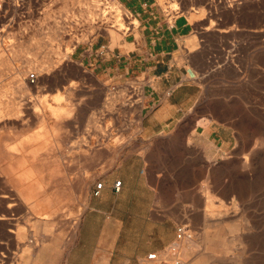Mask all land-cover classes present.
Wrapping results in <instances>:
<instances>
[{
  "label": "rangeland",
  "instance_id": "1",
  "mask_svg": "<svg viewBox=\"0 0 264 264\" xmlns=\"http://www.w3.org/2000/svg\"><path fill=\"white\" fill-rule=\"evenodd\" d=\"M68 2L67 12L63 0H5V9L0 12L1 67L3 89L7 94L4 96L7 103L0 112L3 125L0 135V198L9 203L19 201L20 205L0 209V216L8 217L0 220V235L12 233L11 239H0V264H59L75 230L87 188L86 178L74 170L80 167L79 161L72 158V153L81 150L86 143L84 136L79 139L83 143H61L58 126L40 127L36 129L37 143L30 153L26 150V143L19 146L7 143L11 122L17 119L21 123L26 119L27 95L31 99V110L42 109L41 117L34 118L45 121L44 125L51 120L57 123L76 119L75 92L63 93L57 101L41 90L40 78L55 75L65 66L72 45L107 34L115 43L128 32L129 22L137 23L123 8L119 17L122 28L117 33L104 30L105 24H112L111 15L106 16L110 17V23L99 21L93 26L80 27L74 23L84 17L81 14L86 4L80 0ZM157 4L171 16L177 11L176 15H187L193 24L194 30L182 42L175 61L182 67L184 78L202 88L196 108L202 113L200 123L206 125L216 118L233 125L236 132L234 147L217 163L209 164L198 157L193 159L185 151L186 144H178V151L172 159L173 165L178 164V182H193L195 188L194 192L178 193L180 199L189 201L188 210L180 214V219L190 220L191 226L197 230L195 244L208 245L212 264H264V0H157ZM59 5L62 7H57ZM70 9L72 12L78 9L73 13L77 19ZM54 19L67 25H63L56 39L50 36V28L60 26ZM96 24L103 28L96 27ZM59 47L62 54L57 55L55 50ZM64 48L68 49L67 53L62 52ZM28 49L36 50L33 56ZM46 53L53 57L51 61L55 64L48 73H44L46 67L40 61ZM189 70L198 74L196 78L185 77ZM31 72L37 75L35 84L26 80ZM134 85L136 90L131 94L133 115L140 98L137 84ZM27 86L35 90L34 97L28 94ZM14 94H18V101L10 103ZM123 96L122 90L112 87L105 103L95 108L89 118L93 121L121 119L117 107ZM50 104L59 110L57 115L48 110ZM106 107L112 110H106ZM70 108L68 114L71 116L67 117ZM66 132L72 134L70 129ZM136 132L137 128L132 129V134ZM187 141L189 143L190 139ZM60 154L67 156L62 159ZM60 167L67 168L66 175L59 174Z\"/></svg>",
  "mask_w": 264,
  "mask_h": 264
},
{
  "label": "crops",
  "instance_id": "2",
  "mask_svg": "<svg viewBox=\"0 0 264 264\" xmlns=\"http://www.w3.org/2000/svg\"><path fill=\"white\" fill-rule=\"evenodd\" d=\"M119 2L137 22H129L128 32L120 41L113 43L107 34L81 42L73 47L58 73L39 80L41 90L50 96L75 92L76 119L57 123L51 120L44 125L45 121L34 118L28 95L26 119L19 123L11 118L16 120L11 122L7 143L16 146L26 143L30 153L34 151L38 138L35 132L40 127L58 126L61 143H83L79 139L85 137L86 143L72 153V158L80 165L74 170L86 178V197L59 264H164L161 259L165 247L175 240L177 226L188 221L180 219V214L188 210L189 201L180 199L178 193L195 190L193 182H178V164L173 165L172 161L178 144L185 143V151L193 159L198 157L210 164L220 162L236 143L233 125L216 118L206 125L200 123L202 113L196 108L202 88L184 78L182 67L175 61L182 42L194 30L187 15H176L177 11L171 16L159 7L157 0ZM134 84L142 92L135 115L131 100L136 90ZM112 87L124 94L123 104L117 107L122 118H105L94 123L90 113L105 103ZM28 92L34 97L33 88ZM4 96L7 94L3 89L0 54V112L6 102ZM11 98L10 103L17 102L18 94ZM53 122L56 124L50 125ZM135 128L137 132L132 134ZM66 129L72 134L68 135ZM64 155L60 154V158L65 159ZM59 174L66 175L67 168L60 167ZM117 180L121 181L118 191L114 188ZM99 181L102 188L94 196ZM15 202L11 208L20 206L19 201ZM8 204L0 198V209ZM187 223L193 237L181 242L183 264H212L210 248L193 242L197 230L190 220ZM6 238L11 239L12 233L0 235V239ZM151 253L157 257L149 259Z\"/></svg>",
  "mask_w": 264,
  "mask_h": 264
},
{
  "label": "bare ground",
  "instance_id": "3",
  "mask_svg": "<svg viewBox=\"0 0 264 264\" xmlns=\"http://www.w3.org/2000/svg\"><path fill=\"white\" fill-rule=\"evenodd\" d=\"M57 1H59V0H57ZM80 1H82L84 4H86V7H85V9L84 10H82V12H83V14H81V16L82 15H84V17L83 18H81L82 20H80L79 22H75L74 24H79V26L81 27V26H83V25H88V26H93L92 24H95V23H99V21L100 22H102V23H106V22H109L108 21V19L110 18H107L106 16L107 15H111V17L113 18V20L111 21V19H110V21L112 22V24H110L109 26L108 25H106L105 24V26L106 27H104V30H106L107 32H114V33H117V31H119L122 27V23L120 24V20H119V17H121L120 16V12H122V10H123V5L122 4H120L119 3V1L118 0H80ZM87 1H89V2H87ZM4 2H5V0H4ZM62 2V1H61ZM68 0H63V8H64V10L66 11L67 10V12H68V3L70 4V2H68ZM78 2V1H77ZM75 3V2H74ZM73 3V4H74ZM83 3H82V5H83ZM56 4H58V3H56ZM60 4V3H59ZM62 5H59V6H57V7H62ZM78 5V4H77ZM5 6H6V4L4 3V6L2 7V10L1 11H3V9H5ZM72 6H74V5H72ZM75 7V6H74ZM70 8V7H69ZM110 9V10H107V9ZM61 11H62V9L61 8H59ZM73 9V8H72ZM82 9V8H81ZM78 10V9H77ZM76 10V11H77ZM70 11H71V9H70ZM75 11V12H76ZM64 12V11H63ZM72 12V11H71ZM74 11L72 12V15H74L73 13H75ZM81 12V13H82ZM57 13H59V12H57ZM61 13V12H60ZM77 13V12H76ZM79 13V12H78ZM113 13V14H112ZM67 14V13H66ZM66 14H64V15H66ZM80 14V13H79ZM52 15H54V14H52ZM57 15V14H56ZM67 15H69V13L67 14ZM71 15V14H70ZM61 16V15H60ZM62 16H63V14H62ZM75 16V15H74ZM80 16V15H79ZM49 17V16H48ZM50 18V17H49ZM63 18V17H62ZM68 17H66L65 18V20L67 19ZM72 18V17H71ZM129 18V17H128ZM57 19V18H56ZM59 19V18H58ZM64 19V18H63ZM75 19H77L76 18V16H75ZM55 20V19H54ZM73 20V19H72ZM71 20V21H72ZM97 20V21H96ZM56 21V20H55ZM58 21L59 20H57L56 21V23H58ZM63 21V20H62ZM75 21V20H74ZM118 21H119V23H118ZM73 22V21H72ZM55 23V22H54ZM55 23V24H56ZM67 23V22H66ZM70 23V22H69ZM110 23V22H109ZM135 22H133V24H134ZM60 24V26H54L53 28H50V29H52L51 30V37L53 38V39H56L57 38V36L59 37V33L58 32H60V30L64 27L63 25H65V26H67L66 24H65V22L63 21L62 23L60 22V23H58V25ZM71 24V23H70ZM69 24V25H70ZM77 24V25H78ZM47 25V24H46ZM95 26V25H94ZM96 27H98V28H101L102 26H101V24H96ZM103 28V27H102ZM86 29V28H85ZM40 30H41V28H40ZM84 31V30H83ZM64 32H65V30H64ZM85 32V31H84ZM91 32V31H90ZM80 33H82L81 31L79 32V34ZM92 33V32H91ZM37 34V33H36ZM38 34H40V33H38ZM42 34V33H41ZM47 34V33H46ZM61 36V35H60ZM82 36L84 37V36H86V34H82ZM37 37H40L39 35H37ZM80 37V36H79ZM35 38V37H34ZM78 38V37H77ZM86 38V37H85ZM49 39V38H48ZM40 40V39H39ZM38 40V41H39ZM43 40V39H42ZM37 41V40H36ZM37 41V42H38ZM38 43H36V45H37ZM40 44V43H39ZM46 44V43H45ZM40 45H42V44H40ZM34 46H31V49L33 48ZM36 47V46H35ZM41 47V46H40ZM45 47V46H44ZM55 47H58V46H55ZM68 47H70V46H68ZM73 45L71 46V48H69L70 50H69V52L70 51H72L73 50ZM34 49V48H33ZM36 49V48H35ZM19 50H21V49H19ZM39 50H40V48H39ZM42 50H45L44 48L42 49ZM41 50V51H42ZM60 47H59V49L58 48H56V50H55V54H57V55H59V54H62V53H60ZM61 50H63V49H61ZM67 50L68 49H66V48H64V51H62V52H65V53H67ZM16 51H18L17 49H16ZM16 51H14V52H16ZM22 51V50H21ZM28 51H30L29 49H28ZM36 51V50H35ZM34 51V52H35ZM24 52V51H23ZM30 52H32V56H33V51H30ZM50 52V51H49ZM24 53H26V52H24ZM42 53V52H41ZM52 53V52H51ZM54 53V52H53ZM18 54V53H17ZM27 54V53H26ZM30 54V53H29ZM39 54V53H38ZM44 54V53H43ZM16 55V54H15ZM25 56V55H24ZM36 56H37V54H36ZM41 55H39V57H40ZM44 56V55H43ZM42 57V56H41ZM55 57V56H54ZM58 57V56H57ZM64 57V56H63ZM68 57V56H67ZM27 58V57H26ZM32 58V57H31ZM50 56H48V54L46 53V55L43 57V59L41 60L40 58V61L42 62V64L44 65V67H46L45 68V72L44 73H48V71H50V70H52L53 69V67H55V64L54 63H52V61H51V58H53V57H51L50 59ZM29 61V60H28ZM27 61V62H28ZM31 61V60H30ZM39 61V60H38ZM54 61H57V60H55L54 59ZM25 62H26V60H25ZM40 64V63H39ZM47 65V66H46ZM36 66H38V64L36 65ZM35 66V67H36ZM57 69V68H56ZM44 71V70H43ZM39 72V71H38ZM41 72V71H40ZM43 73V72H42ZM39 74V73H38ZM43 75V74H42ZM185 77H188V78H190V77H194V78H196V74L193 72V70H189V73L187 74V76H185ZM22 83V82H21ZM121 89V88H120ZM133 90V89H132ZM117 91V90H116ZM140 91H141V89H140ZM66 93V92H65ZM112 94L111 95H113V92H111ZM114 93H116V92H114ZM123 93V92H122ZM140 92H138V94H139ZM25 94V93H24ZM142 94V92L140 93V95ZM44 95V94H43ZM55 95V94H54ZM53 95V96H54ZM115 95L116 94H114V98H115ZM139 96V95H138ZM42 97V96H41ZM55 100H59V98H61V95L60 94H56L55 96ZM112 97V96H111ZM116 98H117V96H116ZM111 99H113V98H111ZM125 99V98H124ZM28 100V99H27ZM114 100V99H113ZM117 100V99H116ZM112 101V100H111ZM139 101H141L140 99H139ZM107 102V101H106ZM110 102V101H109ZM108 102V103H109ZM27 103V102H26ZM112 103H114V104H116L115 103V101H113ZM140 103V102H139ZM53 104V103H52ZM57 104H58V102H57ZM123 104V103H122ZM121 104V105H122ZM128 104V103H127ZM41 105V104H40ZM139 105V104H138ZM110 106V105H109ZM113 106V105H112ZM116 106V105H115ZM42 107V106H41ZM49 108H48V110L50 109V111H51V113L52 114H56V112L58 113V111H57V109L55 108V106H53V105H51L50 104V106H48ZM104 107H105V105H104ZM139 107H141V106H139ZM33 108H37L36 106H34ZM58 108V107H57ZM61 108V107H60ZM71 109L72 108H70V110H68L67 111V117H68V115H70L71 116V113H69L68 114V112L69 111H71ZM104 110H105V108H103ZM110 108H107L106 107V110H109ZM112 109H110V111H111ZM1 111V110H0ZM73 111V110H72ZM100 111V110H99ZM110 111H109V113H110ZM33 112H34V116L35 117H37V118H40L41 117V113H42V109H40V108H38V109H33ZM103 112V111H102ZM62 113V112H61ZM100 113H101V111H100ZM105 113H106V111H105ZM51 114V115H52ZM57 115V114H56ZM98 115V114H97ZM102 115V114H101ZM100 115V116H101ZM104 115V114H103ZM107 115V114H106ZM55 116V115H54ZM99 116V115H98ZM2 118V117H1ZM95 118H98L97 116L95 117ZM70 119V118H69ZM94 119V118H93ZM42 120V119H41ZM96 120V119H95ZM94 120V121H95ZM25 122V121H24ZM95 123V122H94ZM98 126V125H97ZM201 133V132H200ZM206 138V137H205ZM207 142H208V140H207ZM208 143H210V142H208ZM209 145V144H208ZM211 145V144H210ZM15 146V145H14ZM212 146V145H211ZM210 147V146H209ZM11 150V149H10ZM8 192V191H7ZM6 194V193H5ZM14 195V194H13ZM7 196V195H6ZM8 196H9V194H8ZM7 196V197H8ZM209 196V195H208ZM208 196H206V198L208 197ZM7 197H6V199H7ZM5 198V197H4ZM208 198H210L211 199V196L210 197H208ZM3 200V199H2ZM207 200H209V199H207ZM16 201V200H15ZM4 202V201H3ZM12 202V201H11ZM16 203V202H15ZM15 203H9L8 204V206L7 207H12L13 205H15ZM208 204H210V203H208ZM208 206V205H207ZM212 205H210V207H211ZM211 211V209L208 211V212H210ZM213 212V211H212ZM211 212V217L213 218V213ZM204 213H206V211H204ZM203 213V214H204ZM206 215H208V214H206ZM206 215H204V216H206ZM73 216V215H72ZM209 216V215H208ZM71 217V216H70ZM8 217L6 216V215H1L0 216V220H6ZM67 218V217H66ZM210 218V217H209ZM205 219V218H204ZM204 219H203V221H204ZM211 219V218H210ZM212 220V219H211ZM214 220H216V219H214ZM213 220V221H214ZM210 221V220H209ZM206 222H208V221H206ZM205 224V223H204ZM208 224V223H207ZM210 224V223H209ZM13 232V231H12ZM196 263H198V262H196Z\"/></svg>",
  "mask_w": 264,
  "mask_h": 264
},
{
  "label": "built area",
  "instance_id": "4",
  "mask_svg": "<svg viewBox=\"0 0 264 264\" xmlns=\"http://www.w3.org/2000/svg\"><path fill=\"white\" fill-rule=\"evenodd\" d=\"M4 0H0V12L4 6ZM26 80L30 84H35L37 80V75L34 72L29 73L26 76ZM120 180L114 182V188L116 191L120 188ZM102 181H99L95 184V189L93 195H99L100 189L102 188ZM193 237V231L190 227V224L187 222L181 223L176 228V238L175 240L167 245L164 249L165 256L161 259V262L166 264L168 261H171V264H183L181 258V242L185 239H191ZM149 259H155L157 256L155 253L148 254Z\"/></svg>",
  "mask_w": 264,
  "mask_h": 264
}]
</instances>
